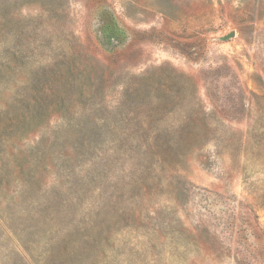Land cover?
Masks as SVG:
<instances>
[{
	"label": "rangeland",
	"instance_id": "rangeland-1",
	"mask_svg": "<svg viewBox=\"0 0 264 264\" xmlns=\"http://www.w3.org/2000/svg\"><path fill=\"white\" fill-rule=\"evenodd\" d=\"M0 264H264V0H0Z\"/></svg>",
	"mask_w": 264,
	"mask_h": 264
},
{
	"label": "water",
	"instance_id": "water-1",
	"mask_svg": "<svg viewBox=\"0 0 264 264\" xmlns=\"http://www.w3.org/2000/svg\"><path fill=\"white\" fill-rule=\"evenodd\" d=\"M228 36V35H227Z\"/></svg>",
	"mask_w": 264,
	"mask_h": 264
}]
</instances>
